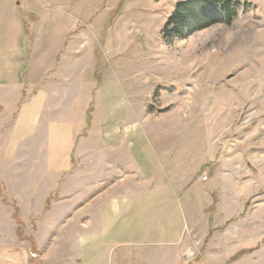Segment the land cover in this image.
Instances as JSON below:
<instances>
[{"label": "rangeland", "instance_id": "rangeland-1", "mask_svg": "<svg viewBox=\"0 0 264 264\" xmlns=\"http://www.w3.org/2000/svg\"><path fill=\"white\" fill-rule=\"evenodd\" d=\"M182 1L0 0V33L12 26L16 4L34 57L45 56L50 68L38 120L31 128L18 123L16 129L1 130L0 150L5 138L11 160L0 156V264L62 260L47 256L58 242L38 240L44 229L38 221L53 213L58 191L50 193L45 207L22 208L14 187L24 179L32 185L34 178L23 170L52 169L51 162L67 146L62 145L65 132L68 143L103 136L106 114L97 109L100 94L116 83L110 81L115 73L146 79L138 81V96L131 97L139 109L143 105L146 121L185 118L188 148L203 144L204 156L208 146L200 174L217 188L214 200L208 195L203 206L192 209L193 224L181 244L139 248L135 264H153L152 257L159 264H264V0H239L248 6L239 7L231 24L218 22L170 39L167 23ZM39 46L47 50L41 54ZM78 60L82 69L91 67L89 76L72 77ZM58 72L65 76V104ZM29 90L18 104L17 118L32 99ZM75 147L70 160L78 165ZM217 172L222 175L216 177ZM41 181L56 184L53 175ZM14 245L23 251L20 260ZM144 250L153 251L151 257Z\"/></svg>", "mask_w": 264, "mask_h": 264}, {"label": "crops", "instance_id": "crops-1", "mask_svg": "<svg viewBox=\"0 0 264 264\" xmlns=\"http://www.w3.org/2000/svg\"><path fill=\"white\" fill-rule=\"evenodd\" d=\"M11 12L12 26L0 33V139L2 129H16L18 123L21 128H31L38 120V113L45 109L48 93L43 87L50 73L45 56L39 60L34 57V44L26 40L14 3ZM42 48L47 50L39 46L41 54ZM80 63L78 60L75 64L72 77L89 76L91 67L82 69ZM59 72L58 91L63 98L65 76ZM88 76L85 78L90 81ZM111 78L116 83L100 94L97 109L106 114L103 136L90 135L83 142L71 139L68 143L65 132L62 145L67 146L51 162L52 169L23 170L27 178H34L32 185L24 179L20 181L22 185L14 187V198L22 208L45 207L50 193L58 191L59 197L52 203L53 213L38 221L44 227H40L38 240L58 242L47 256L56 254L58 260L62 258L59 264H135L139 248L175 247L184 240L187 226L193 224L192 209L203 206L208 195L214 200L212 193L217 191L209 176L204 181L200 174L203 162H208V146H204V156L203 144L197 150L188 148L191 139L185 118L146 121L143 105L139 109L132 99L138 96V81L146 79L125 73H115ZM28 90L32 99L21 106L17 118L18 104ZM72 103L75 106L74 99ZM6 141L4 138L0 156L10 161ZM74 147L80 155L78 165L70 160ZM49 175L56 178V184H42L41 180ZM219 175L222 174L217 172L215 176ZM235 195L233 192V199ZM12 249L19 250L15 245ZM152 253L144 252L148 257ZM157 253L160 257V251ZM152 259L153 264H159V260Z\"/></svg>", "mask_w": 264, "mask_h": 264}, {"label": "trees", "instance_id": "trees-1", "mask_svg": "<svg viewBox=\"0 0 264 264\" xmlns=\"http://www.w3.org/2000/svg\"><path fill=\"white\" fill-rule=\"evenodd\" d=\"M242 6L247 7L248 3L239 0H184L177 4L169 17L167 26L171 28L168 35L171 36L170 39L184 38L214 23L231 24ZM218 7L220 9H216Z\"/></svg>", "mask_w": 264, "mask_h": 264}, {"label": "built area", "instance_id": "built-area-1", "mask_svg": "<svg viewBox=\"0 0 264 264\" xmlns=\"http://www.w3.org/2000/svg\"><path fill=\"white\" fill-rule=\"evenodd\" d=\"M202 179H203L204 181H206V180L208 179V176H207V175H204V176L202 177Z\"/></svg>", "mask_w": 264, "mask_h": 264}]
</instances>
